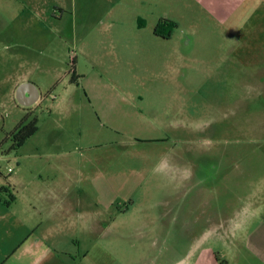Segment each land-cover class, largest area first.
Here are the masks:
<instances>
[{"label":"rangeland","instance_id":"rangeland-1","mask_svg":"<svg viewBox=\"0 0 264 264\" xmlns=\"http://www.w3.org/2000/svg\"><path fill=\"white\" fill-rule=\"evenodd\" d=\"M161 19L178 26L172 42L154 38ZM0 22V187L82 179L104 231L66 239L97 238L118 264H209L192 231H245L250 214L255 228L264 55L244 52L264 39V0H0ZM25 83L40 92L31 107L16 101ZM30 113L38 132L10 151ZM7 202L0 264L25 234Z\"/></svg>","mask_w":264,"mask_h":264},{"label":"crops","instance_id":"crops-1","mask_svg":"<svg viewBox=\"0 0 264 264\" xmlns=\"http://www.w3.org/2000/svg\"><path fill=\"white\" fill-rule=\"evenodd\" d=\"M2 25L4 32L7 27L0 22V30ZM154 38L172 42L175 37L173 33L168 40L155 35ZM251 40L245 42L247 52L244 54L254 49L256 54L264 55V39ZM67 170L62 168L59 171L66 173ZM13 185L14 201L7 206L9 209L16 207V221L20 231L25 234L16 250L18 252L20 249L21 254L11 264H110L111 258L112 264L118 262L97 238H92L86 246L77 240L66 239L67 231H90L92 236L97 231H104L103 216L96 211V204L91 203V210L88 209L84 197L86 184L82 179H73L69 175L62 179L55 177L21 182L20 178H16ZM254 196V203L257 204L254 217H257V222L253 230L248 231L253 225V215L250 214L244 218L247 225L245 231H208V238H200L198 231H192L193 255L198 259L203 256L209 264H230V259L224 256H218L215 260L217 251L223 250L231 259H238L240 264H264V181L257 184ZM260 214L261 218L258 219ZM30 236L34 239L29 241ZM244 251L250 253L252 262L247 261L242 254Z\"/></svg>","mask_w":264,"mask_h":264},{"label":"trees","instance_id":"trees-1","mask_svg":"<svg viewBox=\"0 0 264 264\" xmlns=\"http://www.w3.org/2000/svg\"><path fill=\"white\" fill-rule=\"evenodd\" d=\"M177 25L171 21L162 19L155 28V34L163 39H169ZM39 130V120L32 113L27 115L5 139V143L11 142L10 151H15L22 148L26 142L32 138ZM7 193L10 196L9 205L14 201V196L9 187H0V194Z\"/></svg>","mask_w":264,"mask_h":264},{"label":"water","instance_id":"water-1","mask_svg":"<svg viewBox=\"0 0 264 264\" xmlns=\"http://www.w3.org/2000/svg\"><path fill=\"white\" fill-rule=\"evenodd\" d=\"M39 99L40 92L38 88L31 83H25L17 90L16 101L23 107H31L35 105Z\"/></svg>","mask_w":264,"mask_h":264},{"label":"flooded vegetation","instance_id":"flooded-vegetation-1","mask_svg":"<svg viewBox=\"0 0 264 264\" xmlns=\"http://www.w3.org/2000/svg\"><path fill=\"white\" fill-rule=\"evenodd\" d=\"M161 20H162V19H161ZM165 20H166V19H165ZM158 23H159V22H158ZM156 26H157V25H156ZM176 29H177V28H176ZM154 35L157 36V35L155 34V30H154ZM172 35H173V33H172ZM157 37H158V36H157ZM171 37H172V36H171ZM171 37H170V38H171ZM159 38H161V37H159ZM170 38H169V39H170ZM161 39H163V38H161ZM164 40H168V39H164Z\"/></svg>","mask_w":264,"mask_h":264}]
</instances>
